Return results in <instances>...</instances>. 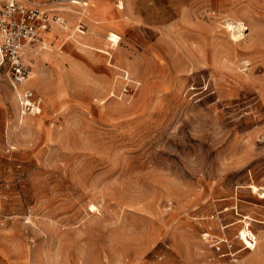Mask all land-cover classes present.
Wrapping results in <instances>:
<instances>
[{"label":"rangeland","instance_id":"1","mask_svg":"<svg viewBox=\"0 0 264 264\" xmlns=\"http://www.w3.org/2000/svg\"><path fill=\"white\" fill-rule=\"evenodd\" d=\"M31 1L59 21L36 113L0 57V264H264V0Z\"/></svg>","mask_w":264,"mask_h":264},{"label":"built area","instance_id":"2","mask_svg":"<svg viewBox=\"0 0 264 264\" xmlns=\"http://www.w3.org/2000/svg\"><path fill=\"white\" fill-rule=\"evenodd\" d=\"M58 21L59 18L31 0H0V52L8 65L9 81L23 115L36 113L42 105L41 96L27 84L31 68L26 55L36 48L45 49L46 33ZM251 242L255 246V235ZM228 245L231 248L232 244Z\"/></svg>","mask_w":264,"mask_h":264},{"label":"bare ground","instance_id":"3","mask_svg":"<svg viewBox=\"0 0 264 264\" xmlns=\"http://www.w3.org/2000/svg\"><path fill=\"white\" fill-rule=\"evenodd\" d=\"M73 2L74 3H80L78 0H73ZM60 21H61L62 24L64 23V21L62 19H60ZM65 26L66 25H64V27ZM229 26L232 27V33H231L232 39H237V38H239L242 35V32H241V28L242 27L240 26V24L239 25H233V24L229 23ZM236 28L239 29V33L240 34L237 33ZM46 46H47V43H46ZM0 56H1V59L3 61V57H2L1 54H0Z\"/></svg>","mask_w":264,"mask_h":264},{"label":"crops","instance_id":"4","mask_svg":"<svg viewBox=\"0 0 264 264\" xmlns=\"http://www.w3.org/2000/svg\"><path fill=\"white\" fill-rule=\"evenodd\" d=\"M91 1V0H90ZM56 3V1H53L52 3H50V4H42L43 6L45 5V6H48V5H54ZM95 4H92V6H94ZM1 57V56H0ZM1 62H2V64H3V61H2V59H1Z\"/></svg>","mask_w":264,"mask_h":264}]
</instances>
